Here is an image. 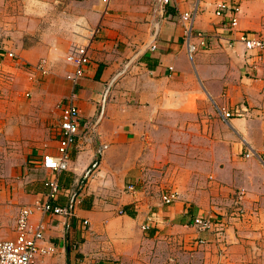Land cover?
Here are the masks:
<instances>
[{"label": "crops", "instance_id": "crops-1", "mask_svg": "<svg viewBox=\"0 0 264 264\" xmlns=\"http://www.w3.org/2000/svg\"><path fill=\"white\" fill-rule=\"evenodd\" d=\"M160 1L114 0L108 8L99 1H81L87 3L84 9L54 20L35 43L15 47L0 28L5 52L19 56L17 61L0 58V81L6 80L5 90L28 88L37 107L8 105L10 112L19 113L13 123L26 132L46 105L56 110L54 128L66 106L74 103L80 110V133L67 171L43 167L45 156L58 155L52 128L48 142L28 157L13 180L0 176V238L17 237L21 212L17 216L13 206L51 201L47 182L53 179L61 192L51 203L70 212L67 217L41 211L32 216V226L46 225L42 245L55 250L36 264H264V240L248 232L247 216L230 220V228L218 226L215 233L193 226L209 205L206 193L214 200L209 208L217 200L227 208L236 189L249 191L248 210L259 209L264 201V164L241 157L264 148V62L257 70L250 68L241 44L229 51L216 43L191 56L184 26L175 17L198 10L195 30L213 32L222 22L215 14L221 0H172L162 9ZM240 27L264 37V0L243 4ZM86 44L91 64L74 86L71 57ZM42 61L48 72L44 76L32 70ZM19 75L24 76L20 85L15 84ZM236 110L238 115L224 119L223 113ZM172 118L184 121V129L204 130L198 132L202 137L191 138V144L201 147L185 161L187 170L212 177L207 191L201 189L205 186L200 191L159 186L174 171L170 165L162 174L161 160L169 151L159 153L156 147L164 143L159 137ZM241 159L248 161L247 169L238 173L233 167ZM130 184L135 193L128 191ZM171 188L180 199L165 207L162 196ZM236 204L239 211L243 203ZM151 212L158 218L146 229ZM86 221L87 227L93 225L91 232L85 231ZM198 239L216 243L195 248Z\"/></svg>", "mask_w": 264, "mask_h": 264}, {"label": "rangeland", "instance_id": "rangeland-1", "mask_svg": "<svg viewBox=\"0 0 264 264\" xmlns=\"http://www.w3.org/2000/svg\"><path fill=\"white\" fill-rule=\"evenodd\" d=\"M244 3L241 4V10ZM84 5H87V3H83L79 0H0V28L7 34L6 42L9 44L12 42L14 47L22 44L23 42L25 44L31 42L35 43L37 38L43 34V31L47 29L50 30L52 28L54 20H58L62 17L65 19L67 17H72V15L76 14L78 10L84 9ZM38 13H41V15H38ZM194 13H196L197 16L198 10H195ZM178 18L179 17H175V19ZM2 40L4 41V39ZM3 41L0 40V42L5 45L6 42L4 43ZM7 58L12 61L19 60L18 54H16L15 59L10 57ZM15 70H17V67ZM22 78L24 81V76H17L15 84L20 85ZM28 80L31 82L29 76ZM6 83L5 79L0 81V176L11 178V180H13L19 173L20 168L27 163L28 157L32 156L33 152L38 148H43L45 143L48 142L47 138L49 131H51L54 124L57 123L58 118L56 116V110H54L53 106L47 107L45 105V113L43 115L39 114V117H35L39 118L38 123L30 126L26 132L24 131L26 129H21V125L16 126L12 120L18 118L17 116H19V113H12L13 111L10 112L8 105H17L19 107L25 106V108H32V110L37 107L34 103L35 101L33 102V95L31 92L29 93L28 88L20 89L19 87H15L14 89L5 90L7 86ZM5 110H7V112H5ZM41 118L44 119V122ZM184 123V121L172 118V120L169 121L170 127L162 130L160 134L159 138L164 143L156 145L158 152L160 153L162 149H165V154H167L169 151V155H166L164 158L165 160H161V168H163L162 170L164 171L162 174L165 175V172H168L170 165L174 167V171H172V173H167L171 176L167 180H161L159 186H162L161 189L168 188L169 185L176 186L180 190H192L196 188L198 189L197 191H200L199 186H205V188L201 189L203 191H207V186L212 181V177L210 175H206V172H198L197 174H194L195 171L187 170L189 163L185 161L189 156L191 157V154L197 152V149H200L201 147L199 145L191 144V138L202 137V135L198 132L204 130H197L194 128L184 129L182 128ZM166 140L171 141V144L165 143ZM185 140H189L188 145L185 143ZM241 157L244 156L241 155ZM192 158L194 159L193 161L197 159L194 155ZM246 162L248 161L244 159L237 161L233 167L234 170H238V173L245 172L247 169L245 165ZM241 192H243L245 197L248 196L249 191L236 189L234 193H231L230 195V199H232V201L227 208H225L226 206L224 205H226V202L223 200H217L214 208H209L213 206L214 200L210 193H206V199H210L207 200V204L209 205L206 209H202L201 216L209 219L214 218V220L221 222L224 226L228 225V228H230V220L235 218L243 220L247 216L250 222L246 227L248 232L250 234H259L262 236L261 239L264 240V201L263 199L260 200L259 203L261 206L259 209L255 205L253 208L248 210L251 203L250 205L247 204L245 207V197L240 199L241 197L239 196V193ZM11 199L13 200L14 196H11ZM237 201H241L243 203L242 206L239 205V211L236 206ZM13 207L15 214L19 216L23 207L19 204H16ZM242 208L245 210L244 213H240V209ZM117 213L120 215L118 211ZM92 226L86 227L85 231L91 232ZM95 236L94 238H97ZM248 238L252 239L250 236ZM0 240L3 241L4 239L0 238ZM97 243H100V240ZM215 243L212 241L208 244Z\"/></svg>", "mask_w": 264, "mask_h": 264}, {"label": "built area", "instance_id": "built-area-1", "mask_svg": "<svg viewBox=\"0 0 264 264\" xmlns=\"http://www.w3.org/2000/svg\"><path fill=\"white\" fill-rule=\"evenodd\" d=\"M83 2L99 1L104 7L108 8L114 0H79ZM172 0H161V9L169 5ZM247 0H221L216 8V17L222 22L216 26L213 32H198L195 30L196 13L187 12L175 19L181 23L185 29V43L189 54L195 55L200 51H207L214 44L218 43L225 47L226 50H234L241 44L245 48L244 58L247 65L255 70L259 64L264 62V37L258 33L242 30L240 27L241 4ZM97 32H93L94 39ZM197 40V42H195ZM89 44L77 46L74 49L71 57L75 67V72L69 76L74 86L79 85L80 80L85 76L88 66L91 64L89 55ZM8 56L12 59L16 58L14 53H6L3 43L0 42V58ZM34 73L40 72L42 75H47L46 62L43 61L37 67L32 69ZM239 110L235 113L225 112L223 117L226 120L238 115ZM80 110L71 103L62 111V116L59 124L55 126L54 138L58 143V155H47L43 158V167L53 173H60L69 169L70 150L74 146L80 133ZM246 159L257 158L264 164V148L261 153L249 150L244 153ZM49 188L50 202L37 201L34 206H24L21 210L17 224V237L11 240H0V264H36L40 258L51 256L54 253V248H46L42 245L45 238L46 225L41 223L34 227L31 225L32 216L36 211H41L44 215L69 216L70 212L67 208H61L52 204V200L56 201L60 195V188L55 179L47 182ZM130 193L136 192V187L133 184L128 186ZM243 199V192L239 195ZM180 199L178 190L171 188L162 196V202L165 207L173 206ZM242 204L241 201H239ZM240 213H244V209H240ZM158 214L151 212L148 224L145 228L148 229L156 224ZM154 223V224H153ZM84 226H89V222H84ZM195 226L200 232L215 233L218 226H223L221 222L214 218L198 217L194 220ZM221 232V230H218ZM219 237V236H218ZM208 242L204 239H198L194 243V247L203 246Z\"/></svg>", "mask_w": 264, "mask_h": 264}, {"label": "bare ground", "instance_id": "bare-ground-1", "mask_svg": "<svg viewBox=\"0 0 264 264\" xmlns=\"http://www.w3.org/2000/svg\"><path fill=\"white\" fill-rule=\"evenodd\" d=\"M160 3H161V1H160ZM188 49V48H187ZM189 52V51H188ZM171 69V68H170Z\"/></svg>", "mask_w": 264, "mask_h": 264}]
</instances>
